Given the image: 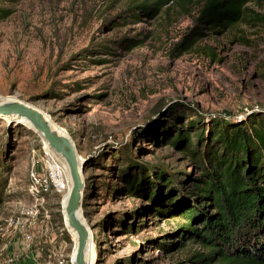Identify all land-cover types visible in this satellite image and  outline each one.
<instances>
[{"label": "rangeland", "instance_id": "374dc122", "mask_svg": "<svg viewBox=\"0 0 264 264\" xmlns=\"http://www.w3.org/2000/svg\"><path fill=\"white\" fill-rule=\"evenodd\" d=\"M131 1L0 0V102L33 104L88 159V264H185V253L161 245L181 219H165L142 195L128 194L119 170L125 154L182 169V155L162 143L177 129L194 125L209 135L210 117L239 124L264 112V5L252 6L263 23L205 31L184 52L174 46L193 16L173 10L137 21ZM131 39L141 44L130 48ZM42 139L0 117V264H73L68 193L32 189L33 172H43L36 165L48 146Z\"/></svg>", "mask_w": 264, "mask_h": 264}, {"label": "trees", "instance_id": "16d2710c", "mask_svg": "<svg viewBox=\"0 0 264 264\" xmlns=\"http://www.w3.org/2000/svg\"><path fill=\"white\" fill-rule=\"evenodd\" d=\"M262 5L264 0H132L128 9L137 21L173 10L193 16V26L174 46L186 52L205 31L263 23L252 8ZM133 40L130 48L141 44ZM248 117L239 124L210 117L216 129L209 135L194 125L177 129L162 143L182 155V169L139 164L125 154L119 170L125 191L142 195L161 217L181 219L161 245L168 253H185V264H264V112ZM4 188L0 178V205Z\"/></svg>", "mask_w": 264, "mask_h": 264}, {"label": "water", "instance_id": "95a60500", "mask_svg": "<svg viewBox=\"0 0 264 264\" xmlns=\"http://www.w3.org/2000/svg\"><path fill=\"white\" fill-rule=\"evenodd\" d=\"M8 98L0 102V117L9 118L10 121L18 123L24 119L29 121L33 129L41 135L42 140L60 156L68 168L72 186L68 193L64 214L67 228L70 227L77 235L72 262L73 264H88L87 251L92 243V234L83 212L85 193L83 171L86 160H83L71 137L63 128L53 125L47 114L29 102L14 97Z\"/></svg>", "mask_w": 264, "mask_h": 264}, {"label": "built area", "instance_id": "2783aa9c", "mask_svg": "<svg viewBox=\"0 0 264 264\" xmlns=\"http://www.w3.org/2000/svg\"><path fill=\"white\" fill-rule=\"evenodd\" d=\"M42 149L44 156L36 165H39L43 172H33V191L42 195L54 192L69 193L72 181L65 162L45 143ZM27 237L30 238V236Z\"/></svg>", "mask_w": 264, "mask_h": 264}, {"label": "bare ground", "instance_id": "6f19581e", "mask_svg": "<svg viewBox=\"0 0 264 264\" xmlns=\"http://www.w3.org/2000/svg\"><path fill=\"white\" fill-rule=\"evenodd\" d=\"M9 98H7L6 100H8ZM6 119H9V118H6ZM10 120V119H9ZM21 122H23V123H25V124H27V125H29L31 128H33L32 127V125H31V123L29 122V121H27L26 119H24V120H22ZM52 122V121H51ZM53 123V125H55V126H58V124H55L54 122H52ZM60 127V126H59ZM65 131V130H64ZM83 160H84V158H83ZM85 184H86V182H85ZM66 198H68V195L66 196ZM67 200V199H66ZM65 212V211H64ZM69 229L70 230H72L70 227H69ZM73 231V230H72ZM77 236V235H76ZM89 247H90V245H89ZM88 247V248H89ZM88 252V251H87ZM74 253H75V250H74V252H73V255H74ZM89 254H90V252H89Z\"/></svg>", "mask_w": 264, "mask_h": 264}]
</instances>
